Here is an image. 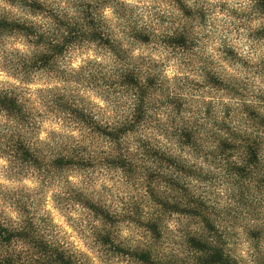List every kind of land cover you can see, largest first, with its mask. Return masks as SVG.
Wrapping results in <instances>:
<instances>
[{
    "label": "clouds",
    "instance_id": "1",
    "mask_svg": "<svg viewBox=\"0 0 264 264\" xmlns=\"http://www.w3.org/2000/svg\"><path fill=\"white\" fill-rule=\"evenodd\" d=\"M0 264H264V0H0Z\"/></svg>",
    "mask_w": 264,
    "mask_h": 264
}]
</instances>
